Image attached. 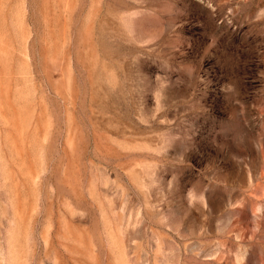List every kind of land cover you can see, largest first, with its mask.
I'll list each match as a JSON object with an SVG mask.
<instances>
[{"label": "rangeland", "instance_id": "obj_1", "mask_svg": "<svg viewBox=\"0 0 264 264\" xmlns=\"http://www.w3.org/2000/svg\"><path fill=\"white\" fill-rule=\"evenodd\" d=\"M0 264H264V0H0Z\"/></svg>", "mask_w": 264, "mask_h": 264}]
</instances>
